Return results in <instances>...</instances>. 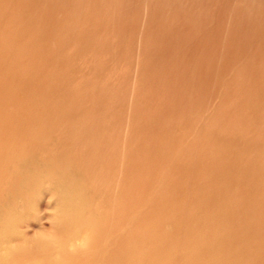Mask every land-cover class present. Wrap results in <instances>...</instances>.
<instances>
[{
	"label": "bare ground",
	"instance_id": "6f19581e",
	"mask_svg": "<svg viewBox=\"0 0 264 264\" xmlns=\"http://www.w3.org/2000/svg\"><path fill=\"white\" fill-rule=\"evenodd\" d=\"M0 264H264V0H0Z\"/></svg>",
	"mask_w": 264,
	"mask_h": 264
}]
</instances>
